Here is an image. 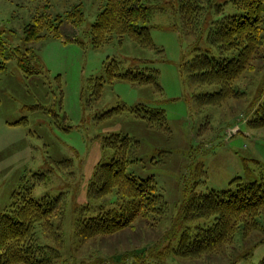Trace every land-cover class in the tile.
Wrapping results in <instances>:
<instances>
[{"label":"rangeland","instance_id":"rangeland-1","mask_svg":"<svg viewBox=\"0 0 264 264\" xmlns=\"http://www.w3.org/2000/svg\"><path fill=\"white\" fill-rule=\"evenodd\" d=\"M216 1L223 4L224 14L242 12L230 1ZM105 2L0 0L1 38L8 47L31 48V63L39 70L26 74L12 57L0 72V213L10 205L14 192L32 182L29 195L36 200L64 193L63 214L52 218L62 240L61 257L52 264H260L263 218L262 230L245 238L238 231L220 252L182 257L174 249L182 228L194 224L183 220L187 199L232 187L236 177L247 183L264 174V126L252 127L248 122L263 101L264 73L259 70L263 60L253 59V68L234 82L242 95L205 104L200 94L218 86L192 82L183 63L200 52L218 56L206 39L209 22L217 17L212 10L208 9L200 29L190 33L183 25L179 0H160L164 12H155L148 25L163 52L140 47L129 38L93 47L86 32ZM75 5L84 13L79 26L82 44L51 37L25 41L24 29L37 15L45 12L52 18ZM111 59L118 61L120 72L157 68L161 90L152 84L107 81ZM119 104L163 109L169 130L150 127L144 118L126 110L101 116ZM110 134H127L139 141L136 159L125 172L139 180L154 177L168 208L155 225L147 223L153 220L136 219L130 228L81 239L77 233L81 218L117 208L122 201L113 193L105 199H91L87 193L96 164L110 161L113 155L103 145ZM41 178L46 180L34 181ZM37 231L41 242L53 244L47 232Z\"/></svg>","mask_w":264,"mask_h":264},{"label":"trees","instance_id":"trees-1","mask_svg":"<svg viewBox=\"0 0 264 264\" xmlns=\"http://www.w3.org/2000/svg\"><path fill=\"white\" fill-rule=\"evenodd\" d=\"M228 1L242 12L224 14L223 4L216 0H179L183 25L190 33L200 29L208 9L217 16L209 22L206 39L218 56L200 52L183 63L192 82L218 86L216 91L200 94V101L205 104H218L228 97L242 95L244 91L235 88L234 82L245 70L253 68V59L263 60L259 70L264 73V0ZM155 12H164L160 0H106L86 34L93 47H100L113 39L121 42L129 38L140 47L163 52L150 35L148 23ZM56 16L50 18L45 12L37 15L34 22L24 29L25 41L30 43L51 37L63 43L82 44L79 38V26L84 20L82 8L75 5ZM29 52H32L31 48L23 51L19 46L8 47L0 36V72L14 57L18 67L26 74L38 73L39 70L31 63ZM224 53H231V56ZM158 75V69L153 67H146L145 70L129 68L120 72L118 61L111 59L106 66L105 79L109 82L124 80L134 85L152 84L161 90L157 83ZM96 85L100 88L102 83L98 81ZM262 95L263 101L248 121L252 127L264 126V90ZM125 110L144 118L150 127L169 130L164 110L143 104L130 107L119 104L104 111L101 116ZM138 143L137 139L127 134H110L103 138V145L110 147L113 155L110 161L96 164L87 193L91 199H105L113 193L122 201L117 208L100 210L96 215L81 218L77 230L81 239L119 232L132 227L136 219L153 220L147 223L155 225L167 210L168 203L157 191L154 177L139 180L125 172L126 165L136 159L134 155ZM59 162L63 160L56 163ZM41 180L46 179L34 181ZM231 182H234L232 187L210 189L185 201L183 220L188 223L194 221V224H188L180 231L174 249L176 254L200 257L220 252L233 242L238 231L245 238L251 231L263 229L264 174L258 181L244 183L236 177ZM33 184L14 192L10 205L0 213V264H52L61 257L62 240L52 218L63 214L65 194L36 200L29 195ZM37 229L47 232V236L53 238V244L41 242ZM260 264H264V257Z\"/></svg>","mask_w":264,"mask_h":264}]
</instances>
